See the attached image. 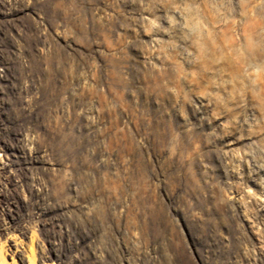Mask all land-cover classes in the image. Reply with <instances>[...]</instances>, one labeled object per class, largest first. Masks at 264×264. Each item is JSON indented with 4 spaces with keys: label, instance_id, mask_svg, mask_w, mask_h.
<instances>
[{
    "label": "rangeland",
    "instance_id": "rangeland-1",
    "mask_svg": "<svg viewBox=\"0 0 264 264\" xmlns=\"http://www.w3.org/2000/svg\"><path fill=\"white\" fill-rule=\"evenodd\" d=\"M0 158V264H264V0H0Z\"/></svg>",
    "mask_w": 264,
    "mask_h": 264
},
{
    "label": "bare ground",
    "instance_id": "bare-ground-1",
    "mask_svg": "<svg viewBox=\"0 0 264 264\" xmlns=\"http://www.w3.org/2000/svg\"><path fill=\"white\" fill-rule=\"evenodd\" d=\"M2 59V58H1ZM10 146V145H9ZM5 158V157H4ZM0 168L1 169H3V170H5V168H4V166H3V160H2V158H0ZM8 172V171H7ZM14 192V191H13ZM8 197V196H7ZM9 199V198H8ZM11 200H12V198H10V202L7 204V206H8V210L10 209L11 210V204H12V202H11ZM6 206V207H7ZM1 211H5L4 209L3 210H1ZM2 216H4L3 214H1ZM14 248H15V252H20L21 251V249L18 247V246H16V245H14ZM3 247L0 245V261H2L3 260ZM5 252V251H4ZM5 255V254H4ZM19 256H20V259L22 260L23 259V253H19L18 254ZM22 262H23V260H22Z\"/></svg>",
    "mask_w": 264,
    "mask_h": 264
}]
</instances>
